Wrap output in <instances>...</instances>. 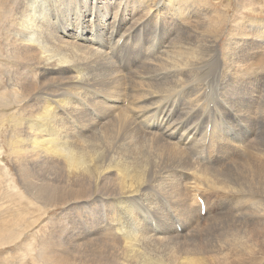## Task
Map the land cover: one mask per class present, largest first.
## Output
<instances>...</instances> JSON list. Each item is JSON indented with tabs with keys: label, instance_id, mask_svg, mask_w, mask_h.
Instances as JSON below:
<instances>
[{
	"label": "bare ground",
	"instance_id": "obj_1",
	"mask_svg": "<svg viewBox=\"0 0 264 264\" xmlns=\"http://www.w3.org/2000/svg\"><path fill=\"white\" fill-rule=\"evenodd\" d=\"M16 4L18 118L0 139L15 238L48 222L45 264H264V18L209 0Z\"/></svg>",
	"mask_w": 264,
	"mask_h": 264
},
{
	"label": "rangeland",
	"instance_id": "obj_2",
	"mask_svg": "<svg viewBox=\"0 0 264 264\" xmlns=\"http://www.w3.org/2000/svg\"><path fill=\"white\" fill-rule=\"evenodd\" d=\"M209 1L212 10L215 12H220L221 15H225L226 19L229 17L228 20L241 17V20L254 23L253 20L257 19V16L264 18V0ZM16 11V0H0V139L2 140L1 146L3 148V137L8 134L9 129H11L12 122L18 118L17 101L14 92L9 86L7 77V74L9 73L8 60L9 54L11 53V41L7 42V40L11 39L12 26L15 21ZM220 87L221 86H218V90ZM208 97L210 98V101H213L216 98V94L215 98L214 95L211 96V94ZM3 158H5L4 161L11 168L10 157L8 155H3ZM10 172L12 173V178H14L12 168ZM11 176L6 177L4 166L0 163V264H3L2 261L4 256H7L6 261L7 264H9L13 256L16 255V250L18 253L23 254V258L18 259V264H45L41 258L42 246H40V237L46 230V227H50L48 222H42V224L40 221L34 222L33 227L29 228V232L31 233L36 231L34 233L36 237L31 238V240L28 238L30 234L28 232H25L22 237L17 240L15 238L17 234L14 231L15 224L13 225L12 222L10 225L7 224L8 221L12 220L16 222L12 205L14 207L17 198L15 199L13 190L10 192L6 189V183L9 181V179H11ZM20 205L27 207V203L23 201L20 202ZM33 207L34 206H32V208ZM49 209V212L45 215L36 211L34 218L45 221L47 217H52L55 220L60 217V213H62L63 210H59L57 207L54 209ZM215 211L217 210L215 209ZM1 219H5V221ZM144 223H148V219H145ZM11 225L13 226L11 227ZM21 225H24V221L21 223ZM176 229L180 230L178 227H176ZM14 240L17 241L13 244L12 241ZM22 243L23 245H21Z\"/></svg>",
	"mask_w": 264,
	"mask_h": 264
}]
</instances>
